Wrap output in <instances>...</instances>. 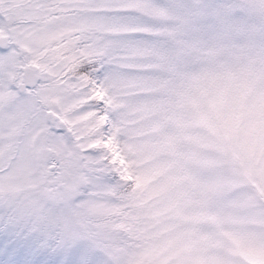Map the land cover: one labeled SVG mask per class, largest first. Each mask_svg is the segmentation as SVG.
Masks as SVG:
<instances>
[{
    "label": "snow or ice",
    "instance_id": "snow-or-ice-1",
    "mask_svg": "<svg viewBox=\"0 0 264 264\" xmlns=\"http://www.w3.org/2000/svg\"><path fill=\"white\" fill-rule=\"evenodd\" d=\"M0 235L3 264H264V0H0Z\"/></svg>",
    "mask_w": 264,
    "mask_h": 264
},
{
    "label": "rangeland",
    "instance_id": "rangeland-1",
    "mask_svg": "<svg viewBox=\"0 0 264 264\" xmlns=\"http://www.w3.org/2000/svg\"><path fill=\"white\" fill-rule=\"evenodd\" d=\"M191 86L193 90L198 93L216 94L235 90L234 81L230 76L225 74H212L207 78L194 79ZM253 121H255V123H253ZM258 123V113L256 112L249 111L239 118H234L227 110H224L218 122L221 131L242 137V143L249 152L255 151L258 144V133L256 131ZM152 184H155V180L152 181ZM149 191L154 197L149 203H156L161 200L163 196H171L177 191V187L173 186L162 190L159 187H152L150 185ZM168 215H161L158 219L163 223H168ZM4 241L5 237L0 235V244L4 243ZM0 264H3L2 260H0Z\"/></svg>",
    "mask_w": 264,
    "mask_h": 264
}]
</instances>
